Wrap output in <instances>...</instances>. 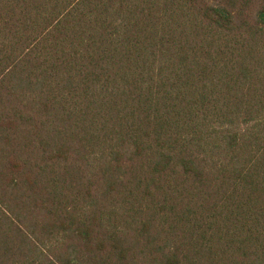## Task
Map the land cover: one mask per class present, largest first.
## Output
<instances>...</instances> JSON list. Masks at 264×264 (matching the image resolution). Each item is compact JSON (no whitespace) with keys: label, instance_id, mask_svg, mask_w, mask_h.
I'll return each instance as SVG.
<instances>
[{"label":"trees","instance_id":"trees-1","mask_svg":"<svg viewBox=\"0 0 264 264\" xmlns=\"http://www.w3.org/2000/svg\"><path fill=\"white\" fill-rule=\"evenodd\" d=\"M0 264H264V0H0Z\"/></svg>","mask_w":264,"mask_h":264}]
</instances>
